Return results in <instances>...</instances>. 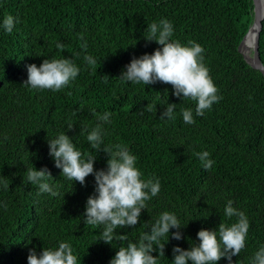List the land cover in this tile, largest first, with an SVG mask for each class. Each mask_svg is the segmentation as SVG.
Instances as JSON below:
<instances>
[{"label": "trees", "instance_id": "16d2710c", "mask_svg": "<svg viewBox=\"0 0 264 264\" xmlns=\"http://www.w3.org/2000/svg\"><path fill=\"white\" fill-rule=\"evenodd\" d=\"M6 14L20 22L11 34L0 31V178L9 184L7 191L0 189V201L8 205L0 208V264H27L30 248L39 253L61 240L72 245L81 264H109L119 245L127 243L98 240L102 226L86 225L81 217L93 193V177H86V186L73 184L48 155V137L66 132L85 156H96L94 168L106 167L108 154L95 152L86 140V129L96 123L93 110L113 113L104 144L128 146L142 178L155 176L161 183L141 222L117 229L118 234L138 241L144 222H154L163 211L175 212L182 223L189 222L182 229L185 239L170 240L158 260L170 264L173 245L187 249L201 228L235 222L236 217L223 215L232 200L249 219L245 248L233 264H249L264 243V77L238 51L253 21L252 1L0 0V18ZM162 18L173 23V39L202 45L204 64L222 97L203 116H194L191 125L183 122L180 109H194L195 102L173 96L170 84L145 87L118 78L133 56L160 47L143 35L148 24ZM58 41L65 46L62 51L55 47ZM85 42L96 65L83 60ZM258 53L264 67V19ZM62 57L80 68L69 87L52 92L22 85L27 64ZM167 101L177 104L173 121L158 117ZM148 103L156 108L142 113ZM202 150L214 161L211 169L205 170L194 155ZM32 166L47 167L53 177L49 183L60 196L36 194L37 186L26 181Z\"/></svg>", "mask_w": 264, "mask_h": 264}, {"label": "clouds", "instance_id": "9594fccd", "mask_svg": "<svg viewBox=\"0 0 264 264\" xmlns=\"http://www.w3.org/2000/svg\"><path fill=\"white\" fill-rule=\"evenodd\" d=\"M19 22L18 17L6 14L0 18V31L11 34ZM145 31V41H154L160 47L150 54L133 56L123 67L118 78L122 82L142 84L145 87L156 83L170 84L173 96L195 102L194 109H180L185 124L195 123L194 116H203L206 110H210L212 105L222 98L218 95V89L204 64L202 45L195 41L181 44L173 39L174 26L167 18L148 24ZM55 47L62 51L65 46L58 41ZM82 48L85 50L84 62L96 65V58L86 52V42ZM25 68L27 78L22 85L36 91L59 92L69 87L80 72V68L68 57L45 58L39 66L31 63ZM176 107V103L167 101L158 116L159 119L175 120ZM154 108L156 105L148 103L141 112H152ZM93 115L96 123L86 129V140L95 152L102 149L108 154L106 167L94 168L96 156H85L66 132L48 137V155L52 158L54 166L61 170L60 175L73 184L78 182L81 186H86V177H93V193L87 197L81 216L84 224L102 226L98 240L106 244L127 241L126 244L119 245L109 264H158L159 258L165 257V245L170 240L185 239L182 229L189 221L184 224L175 212L163 211L154 222H144L146 230L141 233L138 241L128 240L126 234L117 233V229L134 228L141 222L142 211L147 210L148 202L160 193L161 183L155 176L142 178L143 173L137 167V156L128 146L104 144L105 126L111 123L113 113L93 110ZM72 128L69 124L68 130ZM194 155L205 170L212 168L214 161L207 150L195 152ZM50 179L53 177L47 167L37 169L32 166L26 169V181L37 186L38 196L61 195L56 187L49 183ZM8 188V182L0 178V189L7 191ZM7 207L6 202L0 201V208L6 210ZM223 215L228 219L236 217V220L230 225L220 223L215 229L201 228L196 233V240L189 244L187 249L179 244L173 245L170 264H218L222 259L227 264H233V257L238 256L245 248L249 219L244 211L233 206L232 200L225 203ZM154 252L157 255H153ZM27 264H81V260L72 245L61 240L53 247H43L39 253L35 247L30 248ZM249 264H264V243L259 244L249 257Z\"/></svg>", "mask_w": 264, "mask_h": 264}, {"label": "water", "instance_id": "95a60500", "mask_svg": "<svg viewBox=\"0 0 264 264\" xmlns=\"http://www.w3.org/2000/svg\"><path fill=\"white\" fill-rule=\"evenodd\" d=\"M252 1V5H253V21L251 26L249 27L247 33L245 34V36L243 37V39L241 40L239 46H238V51L241 53V55L243 56L245 62L252 67L255 70H258L261 75L264 77V67L260 61L259 58V53H258V41H259V33L262 27V20L264 19V17H261L259 14V9H258V5H257V1L258 0H251ZM255 26L256 28V34H255V38L253 40V44H252V56L250 58V61L245 57V55L240 51V46L243 42V40L245 39L246 35L248 34L249 30L251 27Z\"/></svg>", "mask_w": 264, "mask_h": 264}, {"label": "bare ground", "instance_id": "6f19581e", "mask_svg": "<svg viewBox=\"0 0 264 264\" xmlns=\"http://www.w3.org/2000/svg\"><path fill=\"white\" fill-rule=\"evenodd\" d=\"M257 5H258L260 16L264 17V0H258ZM255 34H256V28H255V26H253L250 28L248 34L246 35L245 39L243 40V42L240 46V50L243 52V54L245 55V57L249 61H250L251 57L248 54H249V50L252 47L253 40L255 38Z\"/></svg>", "mask_w": 264, "mask_h": 264}, {"label": "rangeland", "instance_id": "374dc122", "mask_svg": "<svg viewBox=\"0 0 264 264\" xmlns=\"http://www.w3.org/2000/svg\"><path fill=\"white\" fill-rule=\"evenodd\" d=\"M241 51V50H240ZM242 52V51H241ZM243 53V52H242ZM248 55H250V57L252 56V49H250L249 50V54Z\"/></svg>", "mask_w": 264, "mask_h": 264}]
</instances>
